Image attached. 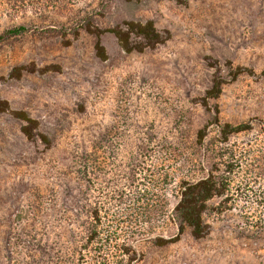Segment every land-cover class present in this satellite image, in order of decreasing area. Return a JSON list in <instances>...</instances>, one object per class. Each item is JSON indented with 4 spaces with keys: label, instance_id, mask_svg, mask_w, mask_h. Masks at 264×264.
<instances>
[{
    "label": "rangeland",
    "instance_id": "obj_1",
    "mask_svg": "<svg viewBox=\"0 0 264 264\" xmlns=\"http://www.w3.org/2000/svg\"><path fill=\"white\" fill-rule=\"evenodd\" d=\"M85 13L101 29L151 19L164 39L126 52L104 31L100 59L96 37L78 24ZM18 25L25 30L3 34ZM19 64L57 66L9 77ZM216 78L221 92L210 98ZM0 95L51 140L27 139L0 113V264H74L85 209L103 213L104 234L122 232L115 220L134 197L164 194L170 210L179 182L215 164L223 171L228 158L219 154L229 149L239 162L228 198L207 202L204 236L178 231L166 216L127 242L134 264H264L254 192L262 179L248 187L244 172L249 163L253 173L264 167V0H0ZM226 122L249 127L221 142L217 125ZM84 151L95 156L89 174L78 160ZM22 229L26 244L15 245ZM156 234L175 238L157 245ZM114 249L110 241L82 262L112 264Z\"/></svg>",
    "mask_w": 264,
    "mask_h": 264
},
{
    "label": "trees",
    "instance_id": "obj_2",
    "mask_svg": "<svg viewBox=\"0 0 264 264\" xmlns=\"http://www.w3.org/2000/svg\"><path fill=\"white\" fill-rule=\"evenodd\" d=\"M78 24H80L79 26L86 32L96 37L94 48L96 55L100 59L106 57L105 48L100 41L101 33L104 31L110 32L115 37L118 45L126 52L132 50L143 51L146 48H154L164 39L151 19H146L144 21L124 19L108 29H101L92 23V16L85 13ZM24 30L25 27L23 25H18L12 29L6 30L3 34H15ZM72 30L73 34L77 33L76 27H73ZM56 66L57 65H46L44 67H36L34 64H19L12 68L9 77L19 78L24 71L42 72L44 70L56 68ZM237 72L235 75L238 74ZM222 83L223 82L219 78L214 79L211 86L207 89L206 95L210 98H216L221 92ZM2 112L10 113L19 121L20 131L27 139H37L45 146L51 144L50 138L46 134L38 131V121L35 118L31 117L25 110L12 109L9 102L0 95V113ZM217 126L221 142H225L230 134L246 130L249 127L247 123L232 125L228 122ZM202 136L203 133L200 132L199 139L202 138ZM219 155H225V158H228V160L222 161L224 167L223 171L217 172L216 170H218V168L215 164L214 169L208 171L204 177L196 180L182 179L179 182V192L176 202L170 210L168 209L169 200L164 194L161 197V195L141 193L134 197L132 199L131 209L126 210L125 213H122L120 219L115 220L118 226H124L125 230L122 232H115L112 235L104 234L103 213H101L96 205L85 209V217L78 221L77 227L79 230L78 238L81 239V255L79 257L80 259L74 264H93L91 263L92 261L82 262L83 256L85 254L91 256L98 255L99 250L102 249L105 244L110 243V241L114 243L115 248L114 253L111 254L112 264H134V262L138 260V257L132 245L127 241L134 237V232H139L149 227V225H152V222L157 220V217H163L164 219L166 216H170V218L176 222L178 231H182L185 227H188L194 238L204 236L209 226L204 219V214L207 210V202L215 196L225 195L224 200L228 198L227 192L229 191L230 177L234 172L233 165H237L236 162H239L233 150L220 151ZM94 157L92 153L86 151L80 154L78 160L82 163L81 167L85 173H90L88 172V168H95V166L92 167L89 165ZM252 166L255 167L256 165L249 163L244 169V172L247 174L245 182H248L247 186L250 187L249 182L262 179L258 183L260 184L258 190L254 189V192H256L255 203L262 209L260 211L262 214L258 218V221L261 222L264 220V217H262L264 214V167L260 168L258 172L253 173ZM164 180L166 181L167 177H165ZM248 190L251 191V189ZM116 198L117 201L121 203L123 197L118 195ZM26 234H29V232L25 229L16 231L14 240L19 239L20 241H15V245L24 246L26 244L24 238ZM174 238L175 237L168 239L160 234H156L153 237V242L157 245H163ZM95 263H97L96 259ZM98 264L106 263L100 261Z\"/></svg>",
    "mask_w": 264,
    "mask_h": 264
}]
</instances>
